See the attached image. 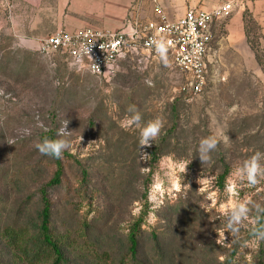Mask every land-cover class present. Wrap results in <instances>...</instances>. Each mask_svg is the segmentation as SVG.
<instances>
[{
  "label": "rangeland",
  "instance_id": "obj_1",
  "mask_svg": "<svg viewBox=\"0 0 264 264\" xmlns=\"http://www.w3.org/2000/svg\"><path fill=\"white\" fill-rule=\"evenodd\" d=\"M13 3L0 0V264H29L23 243L39 231L44 197L66 264H127L132 231L146 264H264V241L251 235L264 180L250 186L234 175L264 153V68L214 67L196 94L170 55L165 65L156 51L138 50L113 77L97 76L20 38ZM247 28L258 32L250 21ZM132 108L141 121L124 128ZM157 118L160 135L140 147L141 129ZM66 124L72 134L59 137ZM214 133L220 142L203 163L199 141ZM44 138L72 149L62 159L42 155ZM230 201L251 209L238 233L222 214Z\"/></svg>",
  "mask_w": 264,
  "mask_h": 264
},
{
  "label": "crops",
  "instance_id": "obj_2",
  "mask_svg": "<svg viewBox=\"0 0 264 264\" xmlns=\"http://www.w3.org/2000/svg\"><path fill=\"white\" fill-rule=\"evenodd\" d=\"M11 19L15 31L25 41L38 40L65 30L75 32L85 27L120 29L139 4L144 19L155 18L151 0H14ZM170 18L182 16L191 8L214 10L228 2L231 12L217 19L212 27L213 41L207 61L209 71L223 65L264 68V56L258 61L256 52H264V0H160ZM134 15L137 13L133 11ZM255 24L257 34L248 31ZM247 60V62H245Z\"/></svg>",
  "mask_w": 264,
  "mask_h": 264
},
{
  "label": "built area",
  "instance_id": "obj_3",
  "mask_svg": "<svg viewBox=\"0 0 264 264\" xmlns=\"http://www.w3.org/2000/svg\"><path fill=\"white\" fill-rule=\"evenodd\" d=\"M151 2L153 19L141 17L139 4H135L130 11L132 16L120 29L58 30L41 39L39 49L44 53H62L72 63L84 64L93 74L108 78L116 74L121 58L138 50L156 51L152 41L162 37L171 41L168 55L173 64L191 77L194 92L201 93L210 73L207 56L212 49L213 24L231 12L232 4L228 2L211 11L191 8L182 16L170 18L160 0ZM133 11L137 13L134 15Z\"/></svg>",
  "mask_w": 264,
  "mask_h": 264
},
{
  "label": "clouds",
  "instance_id": "obj_4",
  "mask_svg": "<svg viewBox=\"0 0 264 264\" xmlns=\"http://www.w3.org/2000/svg\"><path fill=\"white\" fill-rule=\"evenodd\" d=\"M152 43L155 46L156 52L159 54L161 60L165 65L168 64V46L171 41H165L164 38L154 39ZM100 47H103L100 45ZM90 51V50H89ZM134 114L126 118L122 122V127L128 128L130 126L139 124L141 121V115L134 108L130 109ZM67 124L64 125L57 133L59 137L71 135V132L66 131ZM164 127L163 121L159 118L150 120L140 132V147L151 146L153 142L161 133ZM220 142V138L214 133L199 141L197 151L199 153L200 160L205 163L210 159V153L217 149ZM36 148L42 155H47L55 159H62L65 151L72 149V144L69 140L64 138L48 139L44 138L42 142L36 144ZM150 156L147 153L141 154V159H146ZM264 159V153L256 152L249 159H247L242 166L237 167L234 170V175L241 181H245L250 186H255L264 180V165L261 164V160ZM180 170L186 171V165L181 163L179 165ZM174 187L179 189V184H174ZM157 190L161 188L160 184L154 186ZM235 185L228 189L229 192L234 190ZM222 214L226 217L227 228L233 232L238 233L242 222L248 219L251 209L248 206V202H229L227 205H221ZM255 211L257 213L253 224L255 225L251 230L253 237V243L258 241H264V207L255 205Z\"/></svg>",
  "mask_w": 264,
  "mask_h": 264
},
{
  "label": "trees",
  "instance_id": "obj_5",
  "mask_svg": "<svg viewBox=\"0 0 264 264\" xmlns=\"http://www.w3.org/2000/svg\"><path fill=\"white\" fill-rule=\"evenodd\" d=\"M63 167L59 168L54 176L52 183L60 182ZM51 205L44 197V208L41 213V224L37 234L30 236L23 243V254L29 264H40L51 260V264H66L67 259L64 250L58 240L54 237L50 228ZM130 258L127 264H146L139 258L138 244L139 238L135 231H132L128 237ZM22 246V245H21Z\"/></svg>",
  "mask_w": 264,
  "mask_h": 264
}]
</instances>
